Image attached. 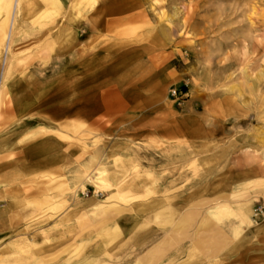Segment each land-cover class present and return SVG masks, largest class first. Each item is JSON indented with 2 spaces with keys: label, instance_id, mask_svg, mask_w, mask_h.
Returning <instances> with one entry per match:
<instances>
[{
  "label": "rangeland",
  "instance_id": "374dc122",
  "mask_svg": "<svg viewBox=\"0 0 264 264\" xmlns=\"http://www.w3.org/2000/svg\"><path fill=\"white\" fill-rule=\"evenodd\" d=\"M0 5V264H264V0Z\"/></svg>",
  "mask_w": 264,
  "mask_h": 264
},
{
  "label": "crops",
  "instance_id": "0c3cea01",
  "mask_svg": "<svg viewBox=\"0 0 264 264\" xmlns=\"http://www.w3.org/2000/svg\"><path fill=\"white\" fill-rule=\"evenodd\" d=\"M47 2V0H45ZM53 11L52 9L50 10V12ZM53 13V12H52ZM48 13L45 15V17H47ZM99 106V110H103V112H107V113H111L112 111H114V105L111 102H102V104L99 102L98 104ZM116 106V105H115ZM118 107V105L116 106ZM60 121L62 119H59ZM48 128H51L50 126H47ZM53 128V127H52ZM37 129L36 125L33 126H29L27 127L26 130H35ZM40 137V136H39ZM51 139V140H50ZM52 140H56L57 142L61 143L60 145H57L60 149L57 150L56 148L54 149L52 147V145L48 148L45 147L44 149L39 151V148H37L38 146H42L43 144H45L48 142H52ZM24 145L27 146V149H23L22 151H17L15 150L14 152H16L17 154H22L25 157V161L26 163L24 164H16L11 163L12 161H2V157L0 156V200H5L6 203V207L9 205H12L11 200H6L9 199L10 197H8L9 194V190L5 189V187L3 186V184L6 182V180L10 177L11 173L13 174V170H63V153H64V149L66 148V143L65 141L57 138L54 134L52 133H47L46 135L41 136L40 138H29L25 140ZM53 150L58 151L56 153V151H54V154H51V152ZM62 151V152H61ZM60 154V156H59ZM0 155H2V153H0ZM27 159V160H26ZM6 170H12L11 172H6ZM4 212V210H3ZM97 259L93 258L92 259V264H100L96 262ZM32 264H37L36 261L32 262ZM57 264H86L85 263V258L84 260H77L75 262H71V263H63V262H59ZM152 264H160V263H152Z\"/></svg>",
  "mask_w": 264,
  "mask_h": 264
},
{
  "label": "bare ground",
  "instance_id": "6f19581e",
  "mask_svg": "<svg viewBox=\"0 0 264 264\" xmlns=\"http://www.w3.org/2000/svg\"><path fill=\"white\" fill-rule=\"evenodd\" d=\"M2 9V6L0 5V10ZM176 14V13H175ZM168 18V17H167ZM243 70V69H242ZM258 76H260V75H258ZM247 78H248V76H247ZM250 78V77H249ZM261 78V77H260ZM253 79H255V77H253ZM257 79V81L259 80V78H256ZM244 80H246V79H244ZM251 80V79H250ZM249 83H251V82H249ZM256 83V82H255ZM252 84V83H251ZM249 87H251L252 88V86H249ZM257 87V86H256ZM251 88H250V90H251ZM248 89V88H247ZM247 89H246V91H247ZM253 89V88H252ZM249 92V91H248ZM254 94V93H253ZM255 135V134H254ZM255 138V137H254ZM250 146V145H249ZM213 150V149H212ZM214 151V150H213ZM218 151V150H217ZM215 152V151H214ZM225 151H223L222 150V152H221V154L222 153H224ZM209 153V152H208ZM216 153V152H215ZM218 153V152H217ZM219 153H220V151H219ZM219 156H221L220 154H218ZM217 154H216V156H218ZM98 173V172H97ZM107 177V176H106ZM97 179H98V181H99V185H97L96 186V188L97 189H99V188H105L106 186H107V184L105 183L107 180H105V177L103 176V172H101V171H99V173H98V175H97V177H96ZM108 182V181H107ZM255 183L256 184H261V185H264V178H259V177H257L256 178V180H255ZM249 186V185H248ZM255 186V185H254ZM258 186V185H257ZM257 186H255V187H257ZM95 188V189H96ZM232 202V201H231ZM244 204H247V203H244ZM243 206V205H242ZM245 207V206H244ZM213 218L216 220V221H220V220H222V218L224 217V216H230V215H233V216H236L237 217V214L236 213H234V211L233 210H230L229 209V207L227 206V203L226 202H223V203H218L217 205H216V208H215V210L213 211ZM233 216H230V217H233ZM225 218H227V217H225ZM239 222H241L240 221V219H239ZM220 224V223H219ZM240 226H237L235 229H234V234L236 235V234H238L239 233V231H240ZM154 241V240H153Z\"/></svg>",
  "mask_w": 264,
  "mask_h": 264
},
{
  "label": "built area",
  "instance_id": "2783aa9c",
  "mask_svg": "<svg viewBox=\"0 0 264 264\" xmlns=\"http://www.w3.org/2000/svg\"><path fill=\"white\" fill-rule=\"evenodd\" d=\"M173 93H175V91H173Z\"/></svg>",
  "mask_w": 264,
  "mask_h": 264
}]
</instances>
